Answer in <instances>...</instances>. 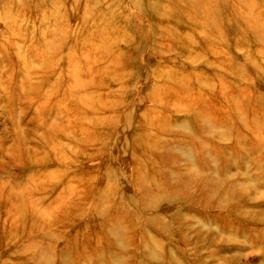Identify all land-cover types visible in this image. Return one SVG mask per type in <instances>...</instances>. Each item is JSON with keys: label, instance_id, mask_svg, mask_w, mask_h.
Listing matches in <instances>:
<instances>
[{"label": "rangeland", "instance_id": "rangeland-1", "mask_svg": "<svg viewBox=\"0 0 264 264\" xmlns=\"http://www.w3.org/2000/svg\"><path fill=\"white\" fill-rule=\"evenodd\" d=\"M250 141L264 146V0H0V264H166L169 216L211 193L220 155L256 179ZM205 211L191 254L264 264Z\"/></svg>", "mask_w": 264, "mask_h": 264}, {"label": "bare ground", "instance_id": "bare-ground-1", "mask_svg": "<svg viewBox=\"0 0 264 264\" xmlns=\"http://www.w3.org/2000/svg\"><path fill=\"white\" fill-rule=\"evenodd\" d=\"M152 7L154 8L155 6L153 5ZM83 25H84L85 29L88 31V33H86L87 31H85V33L88 35L87 37H89V38L94 37L96 39V37L99 36L100 38L98 40H96V41L94 40V41L95 42L100 41L99 43H101V44L96 45L94 42L91 43L92 41L84 43L83 41L87 40V38H85L86 36L83 38L84 40L79 41V44L82 45V43L83 44L91 43L92 46L96 50L98 49L97 51L99 53L103 54L105 57H107V59H108L109 52L111 53L112 51H114L116 53L119 51V46H116V44H119V43H117L118 38L115 39L111 36H105V35H103V32L98 33L99 35L95 34L93 32L94 31V25L93 26L91 24L87 25L86 21L84 22ZM83 32H84V29H83ZM112 43H114V44H112ZM29 46L31 47V44ZM31 48H33V44H32ZM71 55L75 57L74 52L71 53ZM72 56L70 57V52H69V54H68V57H70L69 60H71ZM42 57H40V55H38V58L42 59ZM88 57L89 56L87 55L84 58L87 59ZM113 58H115V57H113ZM22 60H24V59H22ZM101 60L104 61L105 58L101 57L100 59H97V60L93 59L90 62L92 64L101 63L100 62ZM25 63L26 62L23 63V66L25 65ZM107 68H108V63L105 60V66H104L103 71L106 72ZM48 73H51V72H46V74H45L46 77H47ZM56 80L53 82V87L55 88V90L58 91L59 89H57V87L60 84V79L58 78ZM166 84L171 85L169 82H167V83H164V86ZM162 86H163V82L161 83V85H159V87H162ZM74 87L77 88V91H79L80 88H79L76 80H74ZM156 87L158 88V86H156ZM62 97H64L63 94H62ZM102 98H103L102 99V101H103L102 109H103V112H105L109 107L108 106V99H109L108 93L104 94ZM72 99L74 101L70 100L71 105L68 107V110H69V114H72V116H74L75 114H77L78 107H76V109H75L76 98H74V96H73ZM77 101H78V106H79V104H80L79 100H77ZM103 116H104V118H106L105 115H103ZM72 120H75V119H72ZM75 122H71V124L69 126L76 125ZM54 135L55 134H51V136H54ZM142 135L143 134L139 135V139L142 137ZM141 145L146 146V147L151 146L149 144L144 145L143 143H141ZM16 148H17V146H16ZM245 148L248 150H251V149L257 150L258 149L259 152H263V155L261 157H257V155H256V157L253 156L252 160L250 161V163L253 166L252 168H253L254 172H256V179L249 178V175L246 173L241 174V175H232V177H231V174H233V172H236V174L238 173V171H239L238 167L239 166L237 165V161H240L241 159L243 160L244 154L232 153L230 155H225V154L220 155L218 157V159L221 160V162H223V163L225 162V165H228V166L222 167L220 169H212L214 175H211V176H214V177H208V179L211 180L209 182H211L214 185V189L211 191V193L208 194L206 192H202L201 195L197 196L195 194V192L191 191L190 192V202H191L190 204L191 205L183 213L184 217L181 216L180 210L175 209L176 207L173 209L172 214L169 216V218L171 219V223H172L171 226L172 227L175 226V231L170 238V239H172V242H173L172 243L170 241L171 246H172V250L170 253V258H168L169 262L166 264H206L205 258H203V257L200 258L198 256V254H191L189 252L190 250L188 251V248L198 246L200 244L199 242H201L200 240H203V237H199V236H202L201 235L202 230H206V226H205L206 223L204 224V221H203L206 218L204 216V215H206V211H205L206 208L213 209V213L215 211L217 212L218 210L219 211L222 210V212L224 214H227V217L234 218L237 221V223H234V225H231V226H226V224H227L226 220L227 219H224V217H222V216L219 217L220 215H216L217 223L220 225L219 228L222 230V232L226 233V236H227V234L231 235L232 238L233 237L238 238L240 236H244L247 239V243L255 246L264 255V214L261 212L256 213V211H253L254 209L256 210L257 208H259V203L264 202V198L261 199L262 197L261 198L259 197L261 200H263V201H260L259 198L257 199L256 197H254L256 192H261V190H264V146H258L257 144H254L250 141L249 143H246ZM229 149H233V147L230 146ZM18 151H19V155H21V156L24 155V153L22 152L21 149H19ZM151 153H152V151H151ZM218 153H219V151H218ZM152 156H154V155H152ZM215 171H217V172L215 173ZM250 182H252V185H250ZM211 183H209L210 184L209 189L212 187ZM30 208H32V206H30ZM223 210H225L226 212ZM26 211H28V210H26ZM248 211H250V212H248ZM210 213H212V211ZM217 213H219V212H217ZM213 215H215V213ZM23 218H25V217H22V220H23ZM198 219H200V220L198 221ZM232 221H233V219H232ZM24 224H25V222H24ZM218 224H217V227H218ZM24 227H25V225H24ZM37 231H39L38 233L40 234L41 230L37 229ZM216 232L218 233V231H216ZM254 232H256L255 235L253 234ZM188 235H190V236H188ZM190 237H193V239L191 240ZM233 240H234V238H233ZM226 243H227V241H226ZM202 244H204V243H202ZM220 244H222V243H220ZM226 245H229V244H226ZM147 250L149 253V249H147ZM215 250H216V248H215ZM147 258H148V256H147ZM144 264H148L147 260H145Z\"/></svg>", "mask_w": 264, "mask_h": 264}]
</instances>
